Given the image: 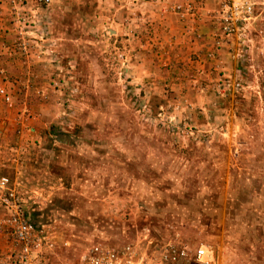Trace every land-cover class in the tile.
I'll return each instance as SVG.
<instances>
[{"label": "rangeland", "instance_id": "obj_1", "mask_svg": "<svg viewBox=\"0 0 264 264\" xmlns=\"http://www.w3.org/2000/svg\"><path fill=\"white\" fill-rule=\"evenodd\" d=\"M232 1L0 0L24 70L0 71L22 79L0 86V179L52 244L40 264H264V7L227 36Z\"/></svg>", "mask_w": 264, "mask_h": 264}, {"label": "built area", "instance_id": "obj_2", "mask_svg": "<svg viewBox=\"0 0 264 264\" xmlns=\"http://www.w3.org/2000/svg\"><path fill=\"white\" fill-rule=\"evenodd\" d=\"M264 7V0L232 1L222 4L223 33L227 36L235 32V23L248 22L254 15L256 6ZM180 6L174 11L179 12ZM231 85L227 84V87ZM239 87L238 84L234 85ZM232 88H234L232 86ZM0 97L10 104V97L0 89ZM8 180L0 179V264H40L44 249L52 244L43 242L40 232L23 220L19 198L8 190ZM7 236L11 239L7 244ZM9 245V246H8ZM8 249V250H7ZM187 248L171 247L167 255L170 264H184L190 258ZM197 264H213L211 250L201 246L191 255ZM79 264H137L133 249L125 246L119 249L93 245L79 258Z\"/></svg>", "mask_w": 264, "mask_h": 264}, {"label": "crops", "instance_id": "obj_3", "mask_svg": "<svg viewBox=\"0 0 264 264\" xmlns=\"http://www.w3.org/2000/svg\"><path fill=\"white\" fill-rule=\"evenodd\" d=\"M197 12L201 13V9H198ZM1 37H3V35ZM9 38H11V37H9V36L6 37L5 36L4 37V41L8 40ZM21 63L22 62H19V60H16L15 54L12 55V53L10 51H8V49L4 48V49L0 50V71L5 72L6 76L8 74L10 76V74L13 71H15L16 74H18V75H22L24 73V70L21 69V67H20ZM18 75H14L15 76L14 77L15 80H13V84L9 83L8 80L5 77H2V79L0 78V86L1 85L12 86L14 84L19 86L21 81H22V79H21V77H16ZM8 112H10V111L8 110L7 113Z\"/></svg>", "mask_w": 264, "mask_h": 264}]
</instances>
